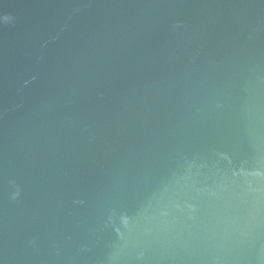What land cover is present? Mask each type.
Here are the masks:
<instances>
[{"label": "water", "instance_id": "obj_1", "mask_svg": "<svg viewBox=\"0 0 264 264\" xmlns=\"http://www.w3.org/2000/svg\"><path fill=\"white\" fill-rule=\"evenodd\" d=\"M0 264H264V0H0Z\"/></svg>", "mask_w": 264, "mask_h": 264}]
</instances>
